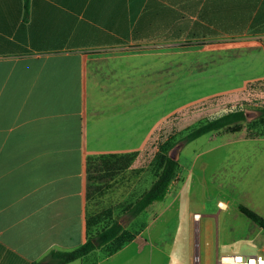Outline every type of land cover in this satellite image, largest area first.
<instances>
[{"label": "crops", "instance_id": "1", "mask_svg": "<svg viewBox=\"0 0 264 264\" xmlns=\"http://www.w3.org/2000/svg\"><path fill=\"white\" fill-rule=\"evenodd\" d=\"M241 2L225 14L264 15V0ZM23 6L0 0V264L40 262L85 240L87 158L138 142L133 109L123 108L122 96L131 103L137 93L129 64L140 52L212 37L201 35L202 9L210 8V31L219 15L201 0H29L25 20ZM223 24L233 33L221 37L264 35V27L247 33V20ZM163 66L152 73L163 78ZM238 132L259 144L257 170H242V186L244 206L264 217V133ZM124 248L90 264H136L138 249L111 262Z\"/></svg>", "mask_w": 264, "mask_h": 264}, {"label": "rangeland", "instance_id": "2", "mask_svg": "<svg viewBox=\"0 0 264 264\" xmlns=\"http://www.w3.org/2000/svg\"><path fill=\"white\" fill-rule=\"evenodd\" d=\"M164 49L162 54L137 53L129 64L137 68L132 74L137 93L131 103L130 96H122L123 108L133 109L138 142L131 150L100 156L102 169L88 173L90 214L114 208L147 189L159 171L157 150L169 137L177 140L236 107L256 117L264 106V35L214 34ZM161 65L163 78L152 73ZM241 137V132H212L185 144L176 151L177 177L161 200L136 218L117 214L116 207L114 216L126 227L143 222L145 228L111 262L137 249L136 264H221L222 254L260 253L261 228L238 210L244 205L242 170H257L259 144ZM103 253L92 252L84 264Z\"/></svg>", "mask_w": 264, "mask_h": 264}, {"label": "trees", "instance_id": "3", "mask_svg": "<svg viewBox=\"0 0 264 264\" xmlns=\"http://www.w3.org/2000/svg\"><path fill=\"white\" fill-rule=\"evenodd\" d=\"M203 6H215L218 14L215 17V29L210 31V8H203L201 17L205 18L208 22L203 23L201 27L202 37L209 35H223L226 33H233L224 27V22L231 18L233 23L241 21H250L249 32L250 34L259 33L264 27V15L254 14L251 15L256 8H244L248 16H235L226 15L225 8L229 2L227 0H201ZM250 0L249 4H252ZM241 0L235 1L234 8L241 7ZM232 8H230L231 11ZM29 0H24L23 18L28 17ZM238 10V9H236ZM260 12V11H259ZM222 27L224 30L221 31ZM240 33V32H234ZM259 114L256 117H250V114L242 107H236L226 111L225 113L209 118L199 125L187 131L184 135L177 140L168 138L161 143L156 153V162H158L159 171L155 179L151 182L147 189L139 192L135 197L122 201L114 208L97 212L87 213L85 220L86 237L85 240L77 247L71 250H50L40 262H33L32 264H65L74 261L78 258L88 255L92 251L102 249L104 251L103 257H107L127 243L134 240L141 231L145 228V223L140 225H132L126 227L119 218L114 216L113 210L119 208L117 214L127 213L130 217L136 218L140 213L145 211L153 202L161 200L167 193L171 183L176 179L179 171V162L176 156L177 149L183 147L185 144L197 139L198 137L207 133H232L240 131L244 126L249 136H256L260 131L264 133V107H260ZM246 123V124H245ZM174 149V150H173ZM102 159L100 156H91L87 158V173L92 169L93 171H100L102 169ZM110 161V160H107ZM88 197V194H87ZM238 210L250 219L257 227L264 230V217L260 216L248 207L239 204Z\"/></svg>", "mask_w": 264, "mask_h": 264}, {"label": "built area", "instance_id": "4", "mask_svg": "<svg viewBox=\"0 0 264 264\" xmlns=\"http://www.w3.org/2000/svg\"><path fill=\"white\" fill-rule=\"evenodd\" d=\"M221 264H264V251L254 254L229 253L218 258Z\"/></svg>", "mask_w": 264, "mask_h": 264}, {"label": "bare ground", "instance_id": "5", "mask_svg": "<svg viewBox=\"0 0 264 264\" xmlns=\"http://www.w3.org/2000/svg\"><path fill=\"white\" fill-rule=\"evenodd\" d=\"M222 205H223V204H222ZM195 217L197 218V217H198V214H196Z\"/></svg>", "mask_w": 264, "mask_h": 264}]
</instances>
